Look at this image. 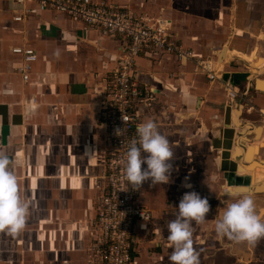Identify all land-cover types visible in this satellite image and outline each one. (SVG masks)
Listing matches in <instances>:
<instances>
[{
    "label": "crops",
    "instance_id": "1",
    "mask_svg": "<svg viewBox=\"0 0 264 264\" xmlns=\"http://www.w3.org/2000/svg\"><path fill=\"white\" fill-rule=\"evenodd\" d=\"M106 1L170 20L180 43L211 58L222 78L235 85L238 96L229 100L219 83L206 81L190 63L173 56H140L136 61L137 80L155 97L154 107L162 110L158 114L173 116L180 129L187 126L186 142L198 139L211 158L199 173L208 175L201 181L205 188L222 192L228 184L264 182V167H258L264 161V0ZM17 46L37 54L27 83L16 72L19 59L11 49ZM121 46L117 39L52 12H36L15 23L10 0H0V151L11 157L21 194L31 204L21 233L0 231V264H91V223L103 181L100 153L107 147L98 121V95L118 65ZM256 81L260 87L254 86ZM141 115L140 123L150 119L143 111ZM246 126L248 141L243 143L239 137ZM192 129L195 135L186 136ZM242 152L243 158L253 153L251 161L232 159ZM240 165L254 168L240 177L235 175ZM153 187H142L140 194L152 221L146 227L136 224L132 264H170L167 226L177 208ZM238 188V194L245 192ZM253 198L258 210L264 207V194ZM219 215L206 217L203 224L193 222L200 264H240L248 253L243 244L216 235ZM81 223L88 231L80 229Z\"/></svg>",
    "mask_w": 264,
    "mask_h": 264
},
{
    "label": "built area",
    "instance_id": "2",
    "mask_svg": "<svg viewBox=\"0 0 264 264\" xmlns=\"http://www.w3.org/2000/svg\"><path fill=\"white\" fill-rule=\"evenodd\" d=\"M12 21L21 23L36 12H52L81 23L102 36L122 42L118 65L99 93L98 121L105 131L107 147L101 151L102 186L98 191L91 223L93 239L88 247L91 264H132L136 240V224L146 227L152 213L139 201V188L126 186L123 171L124 153L131 139L136 138V126L141 111L153 110L155 97L138 82L136 61L140 56L157 59L173 56L179 63H190L209 83L217 82L229 100L237 98L235 85L222 78L221 70L208 57L184 47L172 32L171 21L120 9L106 0H10ZM29 5V6H28ZM12 55L19 59L16 72L22 81L30 79L37 54L31 47H13ZM261 114L264 116L263 112ZM123 129V135L115 134ZM86 223L80 224L85 230Z\"/></svg>",
    "mask_w": 264,
    "mask_h": 264
},
{
    "label": "clouds",
    "instance_id": "3",
    "mask_svg": "<svg viewBox=\"0 0 264 264\" xmlns=\"http://www.w3.org/2000/svg\"><path fill=\"white\" fill-rule=\"evenodd\" d=\"M117 136L123 129H117ZM173 150L157 123L147 119L136 126V138L130 140L124 153L123 171L126 186L139 188L145 181L153 185L168 184L173 170ZM11 157L0 151V231L10 235L21 233L30 214V201L21 194L20 182L12 170ZM146 165V167H142ZM184 187L191 188V184ZM222 193L219 218L214 225L217 236L234 243L253 245L264 238V211H258L251 193L238 194L231 186ZM175 219L168 224L167 242L172 249L170 264H200L199 252L193 247V222L203 224L210 212L207 197L195 191L185 192L180 199Z\"/></svg>",
    "mask_w": 264,
    "mask_h": 264
},
{
    "label": "rangeland",
    "instance_id": "4",
    "mask_svg": "<svg viewBox=\"0 0 264 264\" xmlns=\"http://www.w3.org/2000/svg\"><path fill=\"white\" fill-rule=\"evenodd\" d=\"M159 111L160 110L156 109L153 105V110H151L150 108V110L146 112V115L148 118L158 124L157 120L160 116L158 114ZM160 112H162V110ZM157 114L159 115L158 117ZM172 117H170V114L168 115V113L165 112L160 116L158 125L159 132L168 138L170 146L174 153L172 162L173 170L170 176V182L168 184L154 185L152 191H155L156 193L158 192L160 195L165 197L166 202L170 200L172 202V208H176L178 206V203L185 192L195 191L202 197H207L209 202L212 201L216 203V208H213V214L207 216H213L216 218L217 215L220 214L221 211L219 209L222 208L223 201L226 200L227 197H225L223 193L220 192L221 189L218 187H215L213 189L205 188L202 182L205 181L207 174L204 173L205 176H200L199 174L201 171V173L203 174L202 166L207 163L208 160L210 161L211 158H209L205 147L201 146V148L199 146L201 142H199L198 139H192L191 144H188L186 142L187 140L185 139L183 131H185V128L187 126H183L184 129H180V126L176 127L174 125ZM184 124H186V122L182 123V125ZM179 131H181L180 134ZM195 132L197 131L195 129H192L191 135L189 133V135L186 136L192 137L193 135H195ZM176 135L180 136L183 141L181 139H179L178 141ZM200 150L201 153L199 152ZM143 167H146V165H143ZM248 170L251 169H247V171ZM249 176L250 175L247 176V179H249ZM220 183L221 182H219V184ZM150 184H152L151 180L145 181L143 187L147 186V188L151 191ZM185 184H191L192 187L186 188L184 187ZM232 185L233 184H228L227 186L232 187ZM211 196L214 198H211ZM172 217L175 219V216L172 215ZM241 244L244 245L245 251L246 253H248V256L246 255V258L240 264H264V238L257 240L253 245H249L246 243Z\"/></svg>",
    "mask_w": 264,
    "mask_h": 264
},
{
    "label": "water",
    "instance_id": "5",
    "mask_svg": "<svg viewBox=\"0 0 264 264\" xmlns=\"http://www.w3.org/2000/svg\"><path fill=\"white\" fill-rule=\"evenodd\" d=\"M251 77H252V75L249 78H251ZM258 85H259V83L256 81L254 86L258 87ZM259 87H260V85H259ZM238 111H239V109H238ZM239 115H240V112H239ZM233 124L235 125V127H241V124H237V122H235L234 119H233ZM246 129H248V126H246L245 131H243V133H242V136L239 137L243 141V143L248 141L245 137V134L247 133ZM255 134H256V136H255V141H256L260 135V129ZM237 141L238 140L236 139V142ZM243 143L241 142L240 145L245 146ZM236 146L242 150V148L240 146H238V145H236ZM250 148L251 147H247L246 151L248 152L250 150ZM252 157H253V154H250V155H246V157L243 158V152H242L241 155L240 154L233 155L232 159L236 160L239 164H241L242 161H251ZM259 167H264V161L263 160H260V166ZM237 170L238 169L236 168V174H237ZM252 170H253V168L251 169V171ZM237 186L245 189V192H242L241 194H247V193H251L252 195L264 194V182H262L260 184L252 185V181H250V183H247V185L245 184L243 186L242 185H237Z\"/></svg>",
    "mask_w": 264,
    "mask_h": 264
},
{
    "label": "bare ground",
    "instance_id": "6",
    "mask_svg": "<svg viewBox=\"0 0 264 264\" xmlns=\"http://www.w3.org/2000/svg\"><path fill=\"white\" fill-rule=\"evenodd\" d=\"M261 38L264 40V35L262 34L261 35ZM220 65V64H219ZM221 68V67H220ZM239 113V112H238ZM248 153V152H247ZM251 154V153H250ZM253 154V153H252ZM248 155V154H247ZM257 160V159H256ZM259 161V160H258ZM244 165V164H243ZM243 165H240V166H237V174H235V175H240V176H242V175H245L247 172V169H252V168H254L253 166L252 167H244ZM253 165V164H252ZM255 166V165H254ZM259 167V166H258ZM260 171V170H259ZM229 185H231V184H229ZM232 187L236 190V192L238 193V191H240V188H237V187H235L234 185H232ZM238 189V190H237ZM241 192H243V190L241 191ZM260 211H264V207L260 210Z\"/></svg>",
    "mask_w": 264,
    "mask_h": 264
},
{
    "label": "trees",
    "instance_id": "7",
    "mask_svg": "<svg viewBox=\"0 0 264 264\" xmlns=\"http://www.w3.org/2000/svg\"><path fill=\"white\" fill-rule=\"evenodd\" d=\"M209 204H210V212L208 215H212L213 214V208H216L215 207L216 203L211 201V202H209Z\"/></svg>",
    "mask_w": 264,
    "mask_h": 264
}]
</instances>
